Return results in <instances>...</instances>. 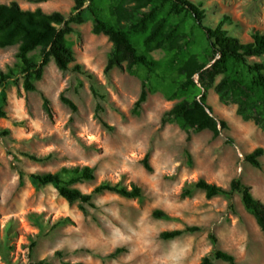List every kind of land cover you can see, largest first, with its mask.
Masks as SVG:
<instances>
[{
  "label": "rangeland",
  "instance_id": "1",
  "mask_svg": "<svg viewBox=\"0 0 264 264\" xmlns=\"http://www.w3.org/2000/svg\"><path fill=\"white\" fill-rule=\"evenodd\" d=\"M118 1L99 3L108 15ZM189 1L204 10L206 26L215 27L227 17L223 28L242 43L250 42L252 30L264 34V0ZM10 2L23 10L40 8L65 17L73 7L72 0H0V4ZM83 18L82 24L72 25L66 41L74 63L92 74V81L72 71L73 65L60 71L50 60L41 79L34 82V91H24L21 77L2 90L0 264H201L212 249L209 234L216 237L217 248L237 263L264 264V233L238 195L231 207L223 197L207 199L200 190L182 196L199 179L227 188L237 178L264 204V130L243 120L233 102H220L214 90L220 76L211 80L207 74L213 61L193 80L206 95L212 116L227 123L218 137L209 131H191L188 139L177 123L161 124L165 113L183 99L171 98L168 81L148 93L134 115L146 71L136 68L129 73L123 64L105 73L112 43L102 34H93L86 4ZM185 41L186 53L198 50L193 39ZM16 53L17 46L0 48V71L17 70ZM150 56L162 67L173 65L172 69L178 63L161 49ZM29 57L38 63L39 50ZM253 61L264 62V57ZM92 84L102 98L92 94ZM61 96L73 103L74 111L60 101ZM44 99L50 116L44 111ZM257 148L263 149L259 168L245 161ZM147 154L150 172L142 165ZM63 167L93 169L92 181L72 186L82 193L108 183L127 189L137 185L141 196L129 199L102 192L92 195L88 205L69 204L53 186H35L28 179L30 174H54ZM155 212L166 218L154 216ZM187 228L198 230L174 239L160 238L163 232Z\"/></svg>",
  "mask_w": 264,
  "mask_h": 264
},
{
  "label": "trees",
  "instance_id": "2",
  "mask_svg": "<svg viewBox=\"0 0 264 264\" xmlns=\"http://www.w3.org/2000/svg\"><path fill=\"white\" fill-rule=\"evenodd\" d=\"M34 1L39 3L48 0ZM72 1L73 7L67 17L59 12L45 13L40 8L23 10L16 2L0 4V48L17 46L18 60L17 70L0 71L1 103L5 102L3 88L18 77L22 78L24 91H34V82L41 79L43 68L50 60L54 61L60 71H67L73 65L72 71L85 75L89 81L93 80L92 74L74 63L72 50L66 41V36L73 32L72 25L84 22L83 7L86 4V10L93 21V34H102L112 43L104 72L108 73L113 68L120 69L125 64L129 73H134L136 68H142L147 73L133 105L134 115H138L148 93L168 81L171 98L183 99L165 113L161 124L177 123L187 133L188 139L191 131H209L214 138L218 137L222 131L227 130V123L211 115V109L205 103L206 95L201 93L193 80L195 75L201 74L213 61L207 74L211 80L220 76L214 87L220 102H233L236 104L237 114L243 120L252 121L264 130V62L253 61L264 57V34L261 31L252 30L250 42L242 43L223 28L229 21L227 17H223L215 27L206 26L204 10L189 0H119L108 15H105L99 0ZM185 38L193 39L194 45L198 44V50L186 53ZM159 49L167 52L171 58H176V66L172 69L173 65L162 67L160 62L150 56L151 52ZM35 50H39L38 63L29 57ZM90 88L94 96L102 98L98 96L93 84ZM60 101L72 111L75 110V106L67 98L61 96ZM43 108L50 116L46 99L43 101ZM4 116L0 111V117ZM102 125L105 126V123ZM262 155L263 149L257 148L245 156V161L259 168L258 159ZM24 156L39 161L34 156ZM142 165L147 172L151 171L148 154L142 160ZM28 179L35 186H53L58 195L69 204L79 202L88 205L92 195L102 192H113L129 199L141 196V188L137 185H131L127 189L102 183L89 194L72 187L94 179L93 169L89 167H63L54 174H30ZM192 190L202 191L207 199L223 197L230 207L233 197L238 195L245 211L254 218L258 228L264 233V204L255 199L251 188L239 179H232L227 188L199 179L189 184L182 196L189 195ZM154 216L166 218L162 212H155ZM197 230L187 228L163 232L160 238L174 239L185 232ZM208 239L212 249L202 257L201 264H215L216 261L239 264L231 254L217 248L214 235L209 234ZM33 246L34 242L31 243V247ZM116 252L107 257H112ZM36 264L47 263L40 261Z\"/></svg>",
  "mask_w": 264,
  "mask_h": 264
},
{
  "label": "water",
  "instance_id": "3",
  "mask_svg": "<svg viewBox=\"0 0 264 264\" xmlns=\"http://www.w3.org/2000/svg\"><path fill=\"white\" fill-rule=\"evenodd\" d=\"M209 113V112H208ZM212 115V114H211Z\"/></svg>",
  "mask_w": 264,
  "mask_h": 264
}]
</instances>
